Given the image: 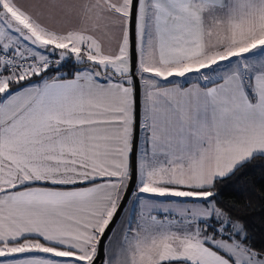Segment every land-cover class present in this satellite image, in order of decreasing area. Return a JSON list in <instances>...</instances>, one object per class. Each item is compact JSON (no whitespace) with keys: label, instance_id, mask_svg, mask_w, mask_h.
I'll return each instance as SVG.
<instances>
[{"label":"snow or ice","instance_id":"1","mask_svg":"<svg viewBox=\"0 0 264 264\" xmlns=\"http://www.w3.org/2000/svg\"><path fill=\"white\" fill-rule=\"evenodd\" d=\"M0 264H264V0H0Z\"/></svg>","mask_w":264,"mask_h":264},{"label":"trees","instance_id":"2","mask_svg":"<svg viewBox=\"0 0 264 264\" xmlns=\"http://www.w3.org/2000/svg\"><path fill=\"white\" fill-rule=\"evenodd\" d=\"M249 177L251 179L256 180V181H260V179H261V169H260V167L258 166L255 169H253L252 171H250ZM225 198L226 199H230L231 197H230V195H227L226 194V197Z\"/></svg>","mask_w":264,"mask_h":264}]
</instances>
